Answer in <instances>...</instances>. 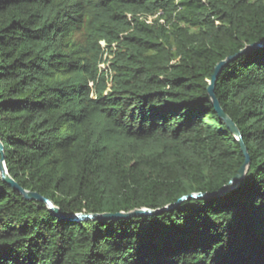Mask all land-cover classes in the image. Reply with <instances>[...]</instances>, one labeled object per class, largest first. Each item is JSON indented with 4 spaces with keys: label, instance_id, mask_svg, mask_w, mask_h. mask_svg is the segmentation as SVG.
Instances as JSON below:
<instances>
[{
    "label": "trees",
    "instance_id": "trees-1",
    "mask_svg": "<svg viewBox=\"0 0 264 264\" xmlns=\"http://www.w3.org/2000/svg\"><path fill=\"white\" fill-rule=\"evenodd\" d=\"M153 18L151 23L147 22ZM164 20V22H161ZM264 0H0V264H264ZM111 58L109 71L100 65ZM92 84V86H90Z\"/></svg>",
    "mask_w": 264,
    "mask_h": 264
},
{
    "label": "water",
    "instance_id": "water-1",
    "mask_svg": "<svg viewBox=\"0 0 264 264\" xmlns=\"http://www.w3.org/2000/svg\"><path fill=\"white\" fill-rule=\"evenodd\" d=\"M264 48V40L257 42L253 45H251L248 49L243 51L242 53L235 55L234 57L229 58L228 60L222 62L216 70L215 75L213 76V80L211 81L210 86V95L213 99L214 106L219 113L221 119L226 123L228 128L230 129L231 133L236 137L238 140L241 150L246 158L245 164L240 169L239 173L230 181V183L223 188H221L219 191L210 193V194H202V193H194L190 195H186L182 198H180L175 204L169 205L165 209L161 211L151 210V209H138L130 213H117V214H102V215H93V214H79L71 219H74L79 222H86L90 220H97V219H103V220H118V219H131L135 217H146V216H155L162 212L175 209L177 206L181 205L182 203L191 200V199H199V198H205V197H220L221 195L237 188L239 183L246 177V174L248 172L249 166H250V155L248 152V148L244 143L243 135L236 125L234 121L224 112V110L221 107V104L219 100L216 97L215 91H216V85L218 83L219 75L222 72V70L233 60L238 58L240 55L244 54L245 52L253 49H261ZM0 173L2 176V179L5 183L9 184L15 191L19 192L27 201L30 202H40L44 203L48 206V208L57 216L61 217V211L59 208L55 206V204L50 200L39 193L31 192L28 190H25L23 187L20 186V184L15 181L13 177H11L7 165H6V154H5V145L3 144L0 136Z\"/></svg>",
    "mask_w": 264,
    "mask_h": 264
},
{
    "label": "rangeland",
    "instance_id": "rangeland-1",
    "mask_svg": "<svg viewBox=\"0 0 264 264\" xmlns=\"http://www.w3.org/2000/svg\"><path fill=\"white\" fill-rule=\"evenodd\" d=\"M161 22H164V20H161ZM111 58L108 57V55H105L103 58V62L100 65V68L102 71H109L111 66Z\"/></svg>",
    "mask_w": 264,
    "mask_h": 264
},
{
    "label": "built area",
    "instance_id": "built-area-1",
    "mask_svg": "<svg viewBox=\"0 0 264 264\" xmlns=\"http://www.w3.org/2000/svg\"><path fill=\"white\" fill-rule=\"evenodd\" d=\"M153 18H155V17H149V18L147 19V22H148V23H151L152 20H153ZM90 86H92V84H90Z\"/></svg>",
    "mask_w": 264,
    "mask_h": 264
}]
</instances>
